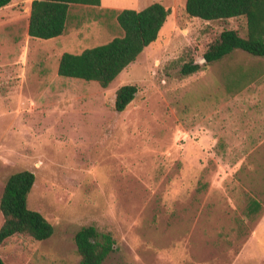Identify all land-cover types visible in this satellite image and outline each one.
I'll use <instances>...</instances> for the list:
<instances>
[{
	"label": "rangeland",
	"instance_id": "1",
	"mask_svg": "<svg viewBox=\"0 0 264 264\" xmlns=\"http://www.w3.org/2000/svg\"><path fill=\"white\" fill-rule=\"evenodd\" d=\"M148 1L171 12L107 87L60 76L59 58L121 36L116 12L135 0L72 4L50 39L27 33L31 0L0 9V197L11 173L31 170L27 205L54 229L3 240L5 264H77L85 225L115 239L102 264H264V57L237 49L201 63L223 29L246 36L245 17L207 21L185 0ZM189 61L201 68L182 75ZM247 69L261 83L229 90ZM124 84L138 90L118 112Z\"/></svg>",
	"mask_w": 264,
	"mask_h": 264
},
{
	"label": "trees",
	"instance_id": "2",
	"mask_svg": "<svg viewBox=\"0 0 264 264\" xmlns=\"http://www.w3.org/2000/svg\"><path fill=\"white\" fill-rule=\"evenodd\" d=\"M11 0H0V9ZM72 4L99 6L100 0H31L27 33L30 37L50 39L63 34ZM185 12L203 20H224L243 16L246 19V36L235 29H223L207 46L205 63L221 61L240 49L253 56L264 57V0H185ZM171 9L153 2L141 10L124 8L115 18L123 30L106 43L85 48L79 53L63 52L59 58L57 73L60 76L96 81L107 87L126 66L133 62L142 50L154 42ZM201 65L194 61L182 65L180 73L189 75ZM261 79L254 71L238 70L226 81V87L238 89ZM134 84L121 85L115 92L114 108L123 111L137 92ZM35 182V174L28 169L11 173L5 181L0 197V243L6 238L22 234L35 240L48 239L53 234L52 224L37 210L27 205L28 194ZM261 203L250 199L249 215L261 210ZM79 255L77 264H102L115 250V239L109 232L99 233L94 225L80 227L74 233ZM0 264H5L0 257Z\"/></svg>",
	"mask_w": 264,
	"mask_h": 264
},
{
	"label": "crops",
	"instance_id": "3",
	"mask_svg": "<svg viewBox=\"0 0 264 264\" xmlns=\"http://www.w3.org/2000/svg\"><path fill=\"white\" fill-rule=\"evenodd\" d=\"M156 2H158V1H156ZM151 3H153V2H149L148 0H135V4H136L135 10H141V9L145 8L146 6L150 5ZM158 3L164 5L162 2H158ZM98 7H102L101 6V0H100V5ZM29 10H30V8H29Z\"/></svg>",
	"mask_w": 264,
	"mask_h": 264
},
{
	"label": "water",
	"instance_id": "4",
	"mask_svg": "<svg viewBox=\"0 0 264 264\" xmlns=\"http://www.w3.org/2000/svg\"><path fill=\"white\" fill-rule=\"evenodd\" d=\"M200 62H201V63L205 62V58L202 57V58L200 59Z\"/></svg>",
	"mask_w": 264,
	"mask_h": 264
}]
</instances>
